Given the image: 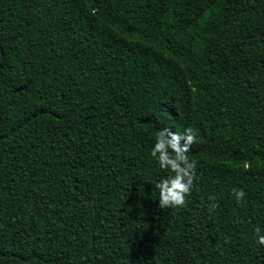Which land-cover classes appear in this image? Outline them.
Masks as SVG:
<instances>
[{"label":"trees","instance_id":"1","mask_svg":"<svg viewBox=\"0 0 264 264\" xmlns=\"http://www.w3.org/2000/svg\"><path fill=\"white\" fill-rule=\"evenodd\" d=\"M188 127L160 209L155 132ZM257 228L264 0H0V264H264Z\"/></svg>","mask_w":264,"mask_h":264},{"label":"clouds","instance_id":"2","mask_svg":"<svg viewBox=\"0 0 264 264\" xmlns=\"http://www.w3.org/2000/svg\"><path fill=\"white\" fill-rule=\"evenodd\" d=\"M196 142V130L188 127L181 133H172L168 128L155 132L154 146L151 156L158 162L162 170L170 175L155 184L159 192V208H182L185 206L186 197L191 194L196 177V162L189 159V153ZM237 203L245 198L243 190L233 189L232 192ZM214 201L215 197H209ZM218 205L210 203L209 212H213ZM257 243L264 246V235L260 229H256Z\"/></svg>","mask_w":264,"mask_h":264}]
</instances>
